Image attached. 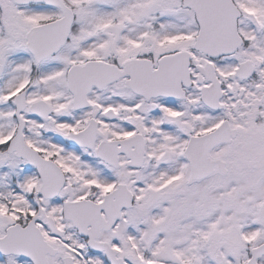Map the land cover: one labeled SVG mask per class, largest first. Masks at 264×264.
<instances>
[{"label": "snow or ice", "instance_id": "6c2138e0", "mask_svg": "<svg viewBox=\"0 0 264 264\" xmlns=\"http://www.w3.org/2000/svg\"><path fill=\"white\" fill-rule=\"evenodd\" d=\"M0 264H264V0H0Z\"/></svg>", "mask_w": 264, "mask_h": 264}]
</instances>
